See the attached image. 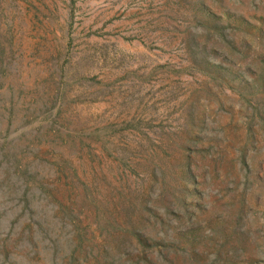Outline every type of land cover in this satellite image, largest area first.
Listing matches in <instances>:
<instances>
[{
    "label": "rangeland",
    "instance_id": "rangeland-1",
    "mask_svg": "<svg viewBox=\"0 0 264 264\" xmlns=\"http://www.w3.org/2000/svg\"><path fill=\"white\" fill-rule=\"evenodd\" d=\"M0 264H264V0H0Z\"/></svg>",
    "mask_w": 264,
    "mask_h": 264
}]
</instances>
